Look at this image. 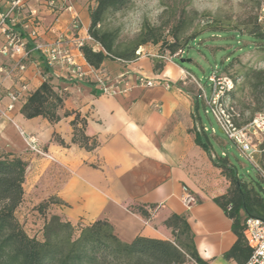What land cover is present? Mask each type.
<instances>
[{
	"label": "crops",
	"instance_id": "crops-1",
	"mask_svg": "<svg viewBox=\"0 0 264 264\" xmlns=\"http://www.w3.org/2000/svg\"><path fill=\"white\" fill-rule=\"evenodd\" d=\"M71 2L80 18L77 37L93 45L88 38V0ZM3 8L5 3L0 1V10ZM43 16L45 23L54 21L47 12ZM70 20L71 13L62 12L55 22V32L42 34L41 41H50L58 34L71 39ZM2 42L0 34V45ZM64 46L83 71L93 70L72 39ZM36 55L25 61L22 73L28 93L45 79L55 89L63 90L67 95L58 113L62 115L65 109L79 111L87 119L85 134L95 137L98 146L87 150L72 143L70 121L74 114L62 116L57 122L42 116L25 118L20 112L24 101L8 111V100L3 99L0 150L27 161L24 198L18 210L27 211L28 206L54 196L60 202L51 204L47 215L57 214L74 225L106 218L124 241L137 235L172 240V230L165 221L176 213L188 222L196 250L207 264H238L224 256L236 240L232 219L213 200L226 193L229 181L206 151L194 143L191 129L198 123L210 130L200 120L199 110L193 116L195 97L184 84H177L181 78L179 65L165 63L156 71L154 59L144 55L131 61L106 59L89 78L70 82L63 65L46 71L41 63L44 59ZM120 74H125L131 85L143 76L169 82L171 87L134 86L125 93L105 95L94 83L96 75L115 79ZM18 83L17 76L3 79L5 87ZM21 132L33 135L53 159L31 152ZM54 134L67 145L54 139ZM187 192L194 197L190 208L181 200ZM139 207L146 209L148 216L141 214ZM184 264L197 263L190 258Z\"/></svg>",
	"mask_w": 264,
	"mask_h": 264
},
{
	"label": "trees",
	"instance_id": "trees-1",
	"mask_svg": "<svg viewBox=\"0 0 264 264\" xmlns=\"http://www.w3.org/2000/svg\"><path fill=\"white\" fill-rule=\"evenodd\" d=\"M261 1L258 0L257 10ZM130 2L131 0H94V5L89 8L88 34L100 45V49L95 50L92 44L86 43L81 46L80 51L94 69L100 68L106 59L133 60L136 50L148 42L165 44L172 54L179 49L185 50L196 39V34L180 39L179 34L188 25L184 12L168 31L171 41L163 38L160 26L145 23L131 44L120 47L117 34L101 27V23L107 12L126 8ZM245 24L246 31L243 34H236L234 30H222L212 24H209L206 31L216 34L228 32L231 36L247 37L251 39L247 46L264 50V27L257 21V13ZM27 45L33 46L30 40ZM38 57L42 59V56ZM41 63L44 70H51L44 60ZM176 63L182 66L180 58ZM162 66L163 63L154 61V70L159 71ZM251 74L256 79L254 85H264V69L253 70ZM66 95L45 79L26 96L20 112L25 118L42 116L50 122H57L62 116L74 114L70 121L73 128L72 143L87 150L96 148L97 139L85 134V116L77 110L65 109L62 115L58 113L64 107ZM200 107H203V102L200 97L195 96V111ZM191 130L194 132V143L206 151L213 165L229 181L226 193L213 200L232 219V230L236 235L235 242L224 256L234 259L238 264H244L250 255V248L244 240L243 221L248 215L264 220V182L256 174H240L237 165L230 161L224 151H214V142L223 144L217 134L205 130L202 125ZM54 139L67 145L55 134ZM261 148L264 155V142ZM26 167L27 161L20 156L0 153V264H184L190 258L197 264H207L196 250L188 222L176 213L165 221L172 230V240L137 235L130 241H124L118 237L106 218H98L87 225H74L57 214L47 215L50 205L60 202L56 197L50 196L33 208L43 218V222L40 237L31 236L16 215L24 198ZM138 210L148 216L143 207Z\"/></svg>",
	"mask_w": 264,
	"mask_h": 264
},
{
	"label": "rangeland",
	"instance_id": "rangeland-1",
	"mask_svg": "<svg viewBox=\"0 0 264 264\" xmlns=\"http://www.w3.org/2000/svg\"><path fill=\"white\" fill-rule=\"evenodd\" d=\"M137 2L138 0H131L126 8L107 12L101 23V27L117 34V42L120 47L131 44L140 32L130 37L125 31V24L117 22L119 19L127 17L129 11L135 10ZM140 2L149 3L151 0H140ZM93 5L94 0H88V8ZM156 7L160 9L159 15L156 17L157 23L150 22V13H145L140 30L145 23L160 26L163 30V38L171 41L172 37L168 31L173 28L179 16L185 12L188 25L179 34L180 39L190 34H196V39L183 50L180 57L190 59V61L180 62L182 66L178 64L181 69L178 85L184 84L193 98L200 97V86L206 90L207 95H210L211 84L207 77L213 70H218L220 75L230 77L234 81L230 102L238 114L234 118L237 125H246L255 114L264 112V85H254L256 79L251 74L253 70L264 69V50L247 46L251 43V39L247 37L231 36V33L228 32L216 34L206 31L209 24H212L222 30H234L236 34H243L246 31L245 23L256 16L258 0H159ZM140 49V56L153 58L154 61L158 60L163 65L171 62L177 64L176 60L179 61L177 57L171 58L172 54L166 49L165 44L148 42ZM32 55L37 56L34 52ZM200 98L203 100L202 97ZM193 116L194 118L197 116V111ZM199 116L210 132L211 128H214V133H211L217 134L221 138L223 144L218 145L214 142V149L218 153L224 151L230 161L237 165L240 174L252 176L256 174L264 182V155L263 148H261L264 136L259 131L250 130L248 132L254 149L251 160L219 130L211 113L206 114L204 108L200 107ZM196 126L199 128L200 124L198 123ZM21 134L26 143L29 134L23 132ZM0 153H3L2 150ZM39 156L53 159L43 155ZM34 207L28 206L27 211L20 208L16 215L28 234L40 237L42 217L34 212Z\"/></svg>",
	"mask_w": 264,
	"mask_h": 264
},
{
	"label": "built area",
	"instance_id": "built-area-1",
	"mask_svg": "<svg viewBox=\"0 0 264 264\" xmlns=\"http://www.w3.org/2000/svg\"><path fill=\"white\" fill-rule=\"evenodd\" d=\"M0 1L5 3V8L0 10V34L3 37V42L0 45V102L3 99L8 100L5 105L6 110H12L16 103L24 101L29 94L22 73L26 68L25 61L31 57L33 52L42 56L49 67H54L57 64L63 65L66 79L69 81H83L89 78L88 75L91 72H97V69L93 67H91L93 69L91 72L83 71L70 55L69 49L64 46L71 39L79 50L86 44L85 39L76 35L80 29V18L73 9L71 0H33V4L29 2L31 0ZM64 11L71 13L68 27L72 34L71 39L65 37L64 34H58L50 41H41L42 34L55 32V22ZM43 12L51 14L54 21L45 23ZM257 21L264 27V0L261 1L257 10ZM88 38L93 40L90 35ZM29 40L33 44L31 47L27 45ZM92 46L95 50L100 49V45L94 40ZM135 53V59H137L141 55L140 47ZM182 54L183 50L179 49L172 53L171 58H180ZM11 76H17L19 83L5 87L3 79ZM207 79L211 84L210 95L206 96L205 89L200 86V97L203 98L205 113H211L219 130L234 142L246 157L252 160L254 149L248 132L250 130L259 131L264 136V112L255 114L246 125H237L234 118L238 114L230 102L234 81L230 77L220 75L218 70H213ZM94 83L105 95L125 93L134 86L150 87L162 84L166 88L171 87L169 82L143 76L137 77L135 83L131 85L125 79V74H120L115 79L96 75ZM211 131L214 132V128H211ZM26 144L31 152L51 157L41 148L35 137L27 135ZM181 200L186 208H190L194 197L187 192L182 195ZM243 225L244 240L250 248V255L244 264H264V220L248 215L245 216Z\"/></svg>",
	"mask_w": 264,
	"mask_h": 264
},
{
	"label": "clouds",
	"instance_id": "clouds-1",
	"mask_svg": "<svg viewBox=\"0 0 264 264\" xmlns=\"http://www.w3.org/2000/svg\"><path fill=\"white\" fill-rule=\"evenodd\" d=\"M158 3L159 0H151L149 3H143L138 0L136 9L129 11L127 17H123L117 22L125 24V31L130 37L135 36V34L140 31L145 13H150V22L154 24L157 23L156 17L159 15L160 11V9L156 7Z\"/></svg>",
	"mask_w": 264,
	"mask_h": 264
},
{
	"label": "water",
	"instance_id": "water-1",
	"mask_svg": "<svg viewBox=\"0 0 264 264\" xmlns=\"http://www.w3.org/2000/svg\"><path fill=\"white\" fill-rule=\"evenodd\" d=\"M190 61V59L180 58V62Z\"/></svg>",
	"mask_w": 264,
	"mask_h": 264
}]
</instances>
